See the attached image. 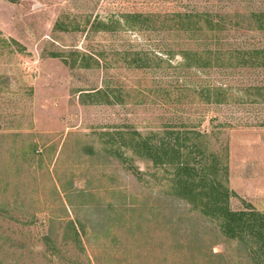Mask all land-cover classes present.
<instances>
[{
    "label": "rangeland",
    "instance_id": "374dc122",
    "mask_svg": "<svg viewBox=\"0 0 264 264\" xmlns=\"http://www.w3.org/2000/svg\"><path fill=\"white\" fill-rule=\"evenodd\" d=\"M257 13L264 0H0V264H246L120 144L196 131L231 209L264 214Z\"/></svg>",
    "mask_w": 264,
    "mask_h": 264
},
{
    "label": "trees",
    "instance_id": "16d2710c",
    "mask_svg": "<svg viewBox=\"0 0 264 264\" xmlns=\"http://www.w3.org/2000/svg\"><path fill=\"white\" fill-rule=\"evenodd\" d=\"M184 16L191 17V15ZM251 17L256 21L254 28L263 31L264 13L252 14ZM209 29L214 28L209 27ZM253 51L255 55L253 58L249 57L248 61L255 59L254 61L258 62H252L250 65L263 67L264 49ZM199 59H203L204 62L196 64L197 67L212 65L211 52L204 58L199 56ZM240 59L242 65L248 63L243 57ZM94 93L105 94L103 90ZM106 101L110 103L108 99ZM200 138H203L202 134L190 130L166 132L159 139L155 136L143 137L139 132H134L129 142L120 145L131 150L132 155L150 160L152 167L164 171L166 174L164 179L168 181L167 187L170 193L190 204L197 215L216 228L218 235L228 243H233L241 252L240 255L244 257L246 264H264V214L249 205L240 210L231 209L229 203L231 193L225 185L226 166L219 167L214 154L210 155V163L196 161L197 155L202 154L196 141ZM222 255L216 256L220 258Z\"/></svg>",
    "mask_w": 264,
    "mask_h": 264
}]
</instances>
